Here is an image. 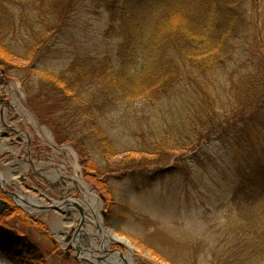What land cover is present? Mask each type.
<instances>
[{"label": "rangeland", "instance_id": "1", "mask_svg": "<svg viewBox=\"0 0 264 264\" xmlns=\"http://www.w3.org/2000/svg\"><path fill=\"white\" fill-rule=\"evenodd\" d=\"M80 4L48 53L31 68L20 57L0 54V171L12 183L0 182V194L5 189L32 195L44 206L36 214L24 210L27 217L0 216V264H97L77 252L79 239L83 252L92 250L91 244L97 247L94 253L101 264H107L111 253L127 254L115 243L105 251L99 236L86 234L98 229L83 200L87 189L98 199L102 226L135 247L134 264H264V249L256 246L246 253L242 235L251 229L231 204L233 180L240 174L235 153L216 140L198 145L199 133L183 121L176 104L166 99L106 107L97 120L123 153L112 158L98 150L82 117L68 119L65 105L40 77L41 69L63 72L74 59L116 57L122 41L108 34L112 26L108 11L92 8L91 0ZM26 37V29H21L17 44ZM219 71L221 79L228 77L229 69ZM162 137L197 150L184 151L185 155L174 150L157 166L140 168L124 162L130 154L141 157ZM194 154L202 162L190 158ZM91 160L95 169L89 168ZM179 161L190 168L185 169L188 175L178 167ZM15 167L17 178L9 172ZM171 167L175 170L164 177L148 180L157 170ZM55 174L59 178H52ZM107 188L114 196L113 206L108 204ZM66 201L84 208V215L78 207L48 208ZM31 248L40 251L42 259L34 257ZM238 248L239 256L233 260L229 254ZM78 254L81 258L75 259Z\"/></svg>", "mask_w": 264, "mask_h": 264}, {"label": "trees", "instance_id": "2", "mask_svg": "<svg viewBox=\"0 0 264 264\" xmlns=\"http://www.w3.org/2000/svg\"><path fill=\"white\" fill-rule=\"evenodd\" d=\"M82 2L0 0V54L20 57L31 68L32 62L48 53ZM263 2L91 0L92 8L109 12L112 26L108 34L122 40L116 57L74 59L66 71L44 68L40 73L59 103L65 105L68 119L82 117L98 150L109 158L123 153L115 148L97 115L121 101L133 104L167 99L199 133L198 145L216 140L233 151L240 174L233 180L231 204L235 215L251 229L242 235L247 240L246 253L256 246L264 249ZM21 29H26L28 37L18 45ZM225 68L228 77L221 79L218 72ZM174 150L185 155L184 151L197 149L163 138L141 157L130 154L124 162L140 168L157 166L165 156L167 162ZM190 158L201 161L196 154ZM88 165L95 169L92 160ZM177 165L188 175V166L180 161ZM173 170H157L148 180L152 183ZM106 191L108 204L113 206L114 196L108 188ZM6 215L26 216L18 207ZM31 249L34 257L42 259L40 251ZM239 251L229 257L237 259Z\"/></svg>", "mask_w": 264, "mask_h": 264}, {"label": "bare ground", "instance_id": "3", "mask_svg": "<svg viewBox=\"0 0 264 264\" xmlns=\"http://www.w3.org/2000/svg\"><path fill=\"white\" fill-rule=\"evenodd\" d=\"M9 172L13 173V177L17 178L20 173L17 171L16 167L15 168H11ZM60 175H53L52 178H59ZM0 182H9V180H7L5 173L3 174V172L0 171ZM87 189V188H86ZM86 194H88L87 196L85 195L83 197V200L86 202V207L91 211L92 213V217L95 220H92V223L95 224L97 226L98 229L95 230H90L88 232H86L87 235L89 236H99L101 238V240L103 241L102 245L100 247H103L105 249V251H107L108 246L111 243H115V244H121V246L123 248L126 249L127 254H123V256H121V254L119 252H114L111 253L107 258H106V263L107 264H134V254L136 252L135 247L130 243L129 240H127L124 237H120L118 235H116L114 232L112 233L111 231H109L106 227L102 226V220L100 218V215L98 214V208H97V203H98V199L97 197H95L94 194H91L87 191L85 192ZM26 199L23 200L21 197H17V202L19 204H21L22 206H24L25 208H27L28 211H30L32 214H36V213H40L41 211L39 210L43 201L38 198V197H34L32 195L30 196H26ZM74 201H70L69 204H61L58 203L57 205H60L62 210L64 209H73L74 207H78L80 209V211H85L84 208L80 207V205H76V203H73ZM90 221V220H89ZM105 240L107 242H105ZM82 240H76L75 241V245L78 249H80V254L81 252L83 253V258H89L92 260V262H96L97 264H101V257H99V255H96L94 253V251L96 250L97 247H95L93 244H91V246L93 247L92 250H88L89 252H83V247L81 245ZM104 254V253H103Z\"/></svg>", "mask_w": 264, "mask_h": 264}, {"label": "water", "instance_id": "4", "mask_svg": "<svg viewBox=\"0 0 264 264\" xmlns=\"http://www.w3.org/2000/svg\"><path fill=\"white\" fill-rule=\"evenodd\" d=\"M4 191H5V194H7L8 196H10V198L12 199V202L16 205V206H20L18 203H17V201H16V198L15 197H21V198H23V196H20L17 192H11V191H7V190H5L4 189ZM69 202L70 201H66V202H61V204H69ZM73 203H75V202H73ZM76 205H77V203H76ZM20 207H22V206H20ZM12 208H13V204L12 203H10L9 201H7V200H5L4 198H0V215H4L7 211H9V210H12ZM48 208H54V209H59V210H62V208L60 207V205H55V206H51V207H48ZM63 211V210H62ZM82 214L84 215V211H82ZM83 219H84V217H83ZM80 229V228H79ZM109 231H111L112 232V230L111 229H108ZM113 233V232H112ZM70 237L71 236H68L67 237V240L66 241H69L70 240ZM118 245H120L121 246V244H118ZM72 246H70V248H71ZM77 252L80 254V249H78L77 248ZM119 253L121 254V256H123V253L121 252V251H119ZM77 255L76 256V258L75 259H79V258H81L80 257V255ZM67 255H69V251H67Z\"/></svg>", "mask_w": 264, "mask_h": 264}, {"label": "flooded vegetation", "instance_id": "5", "mask_svg": "<svg viewBox=\"0 0 264 264\" xmlns=\"http://www.w3.org/2000/svg\"><path fill=\"white\" fill-rule=\"evenodd\" d=\"M12 192V191H11ZM0 198H4L5 200L9 201L10 203H12V199L10 198V196L8 195H3V194H0ZM13 204V203H12ZM14 209V207L12 208Z\"/></svg>", "mask_w": 264, "mask_h": 264}]
</instances>
